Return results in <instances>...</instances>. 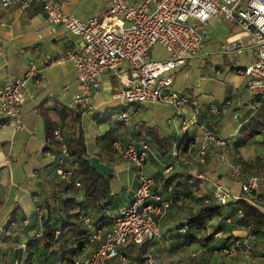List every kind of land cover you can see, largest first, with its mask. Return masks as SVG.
I'll return each instance as SVG.
<instances>
[{
	"label": "crops",
	"instance_id": "crops-1",
	"mask_svg": "<svg viewBox=\"0 0 264 264\" xmlns=\"http://www.w3.org/2000/svg\"><path fill=\"white\" fill-rule=\"evenodd\" d=\"M52 1L62 3V0ZM128 1L137 4L140 0ZM63 10L79 19L101 20L107 10V1L68 0L63 4ZM222 21L212 20L207 24L209 40L175 75L177 83L175 87L173 85V89L187 97L183 114L186 117H195L197 124L186 134L190 140L188 149L184 151L183 146L177 147L179 155L174 160L171 152L179 128L178 123L175 125V112L171 107L148 104L154 107L150 122L143 119L140 123L132 120L127 124L118 122L117 116L125 107L112 102L111 94L119 89V82L115 76L105 73L100 77V89L94 96L92 111L79 112L73 109L72 99L80 88L72 64L64 62L46 66V63L48 59L67 50L76 49L79 38L71 35L61 25H49L38 3L32 4L25 11L20 10L17 4L6 9L0 6V43L3 46L0 54V88L10 80L22 77L30 62L39 68L46 67L43 69L42 79L36 84L29 83L24 90L22 130L14 131L9 126L0 127V246H3L2 249L9 248L6 251L1 250L5 258L12 253L11 250H15L16 245L23 247L16 255H27L26 245L30 242L37 243L41 238L37 235L42 233V214L37 202L43 203L48 197H52L53 201L55 196L64 198L63 190H71L68 196L76 200V210H82V214H87L96 221L103 219L102 224L110 225L119 210L129 204L138 185L137 169L131 162L123 159L121 154L128 142L135 141L137 144L146 143L154 155V158L145 161L142 169L144 175L153 180V193L164 199L178 198L183 203V207L172 208L159 220L160 235L151 246L156 264H249L242 253L233 258L234 260L231 259L232 261L226 260L214 249L218 245L215 241L210 244L197 243L181 249L178 246L182 226L199 209L201 199L211 190L209 184L195 179L198 175L207 176L211 181L221 180L232 195L247 201L264 214V193L257 192L254 199L246 198L240 191L241 180L238 183L231 178V167H240V163L246 162L243 153H251L255 163H259L262 157L251 152L250 142L239 149L234 147L241 127L252 116L250 106L253 100L246 90V78L240 71L252 62L253 57L224 52L225 44L243 40L244 35L239 28L225 26ZM242 56L247 60L244 65L240 62ZM199 69H206L205 72L209 69L205 78V74L198 72ZM192 71L198 76L197 83L190 85L187 76ZM220 84H223L222 93ZM220 94L223 100L218 103L216 98ZM222 103L226 106H222ZM42 104L49 112L54 131L57 130L64 141L70 138L71 115L79 113L80 127L89 157L98 158L100 163L112 169L109 206L101 215H94L89 203L81 205L84 202L83 196L75 194L80 193L81 187L76 188L72 182L66 184L57 175L60 144L54 136L46 138L44 123L38 112ZM143 105L141 110L146 114L147 108ZM166 107L171 111L165 110ZM61 108L66 113L61 114ZM213 108L220 111L216 117L211 114ZM147 129L158 131L160 139L170 142L172 148L167 153H163L164 150L159 151L157 144L150 141ZM205 131L226 138V144L222 149L214 146L200 164L196 162V152ZM221 152L225 154V160L219 159ZM170 164L172 165L167 171ZM187 177L200 182L197 191L193 188L186 193L175 188L184 183ZM262 181L264 180L261 179V183ZM234 209L225 207L221 217L212 219L206 232L200 233V236L204 238L206 233L210 234L222 226L224 234L243 237L245 226L228 224L224 220L230 218ZM7 226L9 228L5 232ZM256 248H264L260 238ZM43 253L37 246L32 264H36ZM142 256L140 248H137L126 253L123 261L111 260L107 264H136L138 260H143Z\"/></svg>",
	"mask_w": 264,
	"mask_h": 264
},
{
	"label": "built area",
	"instance_id": "built-area-1",
	"mask_svg": "<svg viewBox=\"0 0 264 264\" xmlns=\"http://www.w3.org/2000/svg\"><path fill=\"white\" fill-rule=\"evenodd\" d=\"M107 10L101 20L79 19L63 10L62 3L52 0H0L1 8L17 4L25 11L32 4L41 6L49 25H61L71 35L79 38L76 49L67 50L47 60L46 66L69 62L76 73L80 91L73 97L71 107L79 112H91L95 94L100 89V77L107 73L115 76L119 89L111 94V101L121 104L125 110L118 114L117 121L129 123L141 111V105H165L171 107L179 120L177 140L197 124L195 117H186L183 109L187 97L173 90L176 73L184 63L193 59L209 40L206 29L212 21L223 20L237 27L243 40L232 41L223 46L226 53L248 54L253 57L240 74L246 78L251 108L259 110L264 104V0H140L132 4L128 0H106ZM159 45L167 54L165 60H152L149 52ZM3 46L0 43V54ZM43 68L33 62L27 66L22 77L14 78L0 88V127L9 126L14 131L23 128L22 103L24 90L29 83H38ZM220 113L213 108L212 116ZM60 144V159L57 175L66 183L78 188L80 182L72 180L70 170L61 165L68 158L65 141L54 131ZM264 144V131L262 135ZM226 138L205 131L196 152V162L203 163L207 153L215 146L224 148ZM177 141L171 155L177 157ZM123 159L137 169L138 185L129 204L119 210L107 228L97 229L89 218H83L88 230L85 248L75 255L71 264H107L111 260L123 261L126 253L142 249L144 264H156L151 245L160 235L159 220L172 208H181V200L164 199L153 193V180L144 175L145 161L154 158L146 143L130 141L121 152ZM220 160H225L223 152ZM173 164V163H172ZM168 165L166 170L170 169ZM233 177L240 179V191L244 195L256 194L259 178H244L239 166L231 167ZM196 180L209 184L211 189L203 205L225 206L240 197L234 196L221 180H210L207 176H196ZM38 237L41 236L39 233ZM253 235L246 228L241 240L233 247L222 251V256L236 257L239 253L248 259L252 254L250 241ZM16 249L23 247L16 245ZM258 261L264 263V255ZM18 264V262H15ZM207 264H218L209 262Z\"/></svg>",
	"mask_w": 264,
	"mask_h": 264
},
{
	"label": "trees",
	"instance_id": "trees-1",
	"mask_svg": "<svg viewBox=\"0 0 264 264\" xmlns=\"http://www.w3.org/2000/svg\"><path fill=\"white\" fill-rule=\"evenodd\" d=\"M262 109H264V104L260 110ZM60 111L61 114L66 113L64 108H61ZM38 112L44 123L46 138L50 139L54 136L55 129L54 124L49 118V112L44 109L43 104L38 108ZM258 114L259 112H257V115ZM71 116V134L70 138L65 141L68 158L61 166L71 171L72 180L76 178L79 180L81 187L79 192L84 198V202L81 203V205L89 203L92 207L93 214L98 216L104 213L109 206V182L111 177L105 176L101 178L90 168V157L87 153L83 131L80 127L79 113H73ZM263 131L264 125L260 122H255L254 118L251 117L241 127L237 142L234 144L235 149L247 145L254 137L262 134ZM146 133L150 137V141L157 144V149L159 151L164 150L163 153H167L172 148L170 142L160 139V134L155 129H147ZM186 134L187 132L180 140H177L176 136L174 138V144L177 141V147L183 146L184 151H186L190 145V140L187 139ZM162 143L164 145H162ZM199 184V181L187 177L184 183L178 184L175 188L189 193L193 188L197 191L199 189ZM69 191L71 190H63L65 196L62 198L63 208L60 211V218L57 216L58 210L56 206L49 204L47 198L43 200V208H39L40 213H44V216L41 218V238L37 240V243L30 242L26 245L25 250L27 255L21 264H32L34 262L37 246L43 250L44 253H56L55 256L59 264H71L73 257L80 253L86 246L88 230L82 221L84 217L89 218L92 225L97 229L110 226L102 224L103 219L96 221L95 218L92 219L87 214H82V210H76V200L68 196ZM206 196L207 194L201 199L199 209L196 210L186 220L185 225L182 226L181 234L178 236L179 248L181 249L197 243L210 244L213 241L217 242L218 245L215 246L216 248L214 247V249L219 253L233 247L241 240V237L224 234L222 232V226L218 227L217 230L210 234L206 233L204 235L206 237L204 238L200 236V233L206 232L208 224L212 219L221 217L222 210L225 207H233L235 208L234 211L230 213V218H224L225 222H228V224L237 223L245 226V228H250V234L253 235V240L249 242L252 248V254L248 258L249 264H264L258 261V259L264 255V248L261 250L256 248V244H258L259 238L262 236L261 234H264V214L243 199L228 203L225 206L215 204L203 205L204 199L207 198ZM171 198L173 200H178V198ZM8 228L7 226L5 232L8 231ZM14 249V251H19L15 247ZM214 249L211 250L214 251ZM140 251L142 252L141 248ZM16 262L18 261L16 260ZM136 264H143V260H138Z\"/></svg>",
	"mask_w": 264,
	"mask_h": 264
},
{
	"label": "rangeland",
	"instance_id": "rangeland-1",
	"mask_svg": "<svg viewBox=\"0 0 264 264\" xmlns=\"http://www.w3.org/2000/svg\"><path fill=\"white\" fill-rule=\"evenodd\" d=\"M222 22L224 23L223 25L228 26V27L230 26L225 21H222ZM149 54H150L152 60H157V61L165 60L166 57H167L166 52L159 45H155L154 47H152L150 52H149ZM246 61H247L246 57L242 56L241 60H240L241 64H243V65L246 64ZM190 65H192V64H190ZM205 70L204 69H199L198 70V72H200V74H205L203 76V78L206 77V75H207L206 73L209 71V69L206 72H205ZM196 76H198V74H196L195 72L192 71L187 76L188 77L187 82L190 85L196 84L197 83V81H196L197 77ZM174 82H175V79H174ZM174 82H173V85L175 87L177 82H175V83ZM220 86H221L220 93H222L223 92V88H222L223 84H220ZM205 97L207 98L208 96H205ZM222 100H223V96H222V94H220L219 98H216V101L219 103ZM159 106H164V105L159 104ZM222 106H226V104H223ZM143 107L147 108V112L145 114L141 110L137 115H135L133 117V120H132L135 123H140L142 121V119H143V121H148V122H150V120H152V114H153L154 107L150 106L148 104H144ZM160 108H163V107H160ZM250 109L252 110V116L251 117L254 118V121L255 122L256 121L260 122V123H262L264 125V109H262V110L259 109L257 111H255L252 108H250ZM165 110L171 111L169 108H167ZM257 112H259L258 115H257ZM177 123H178V127H179V120L176 118L175 125H177ZM262 135H263V133L258 135V136H256V137H254L250 141V147H252V151L251 152L253 154H255V155H258V156L261 155L260 157H262L260 159L259 163L258 162L255 163L254 162V158H253L254 156L252 157L251 153L245 152V154L243 153V156H244V159L246 160V162H243V164L242 163L239 164L244 178H247V176L248 177H252V176L257 177L258 176L260 178L258 193H260V192L264 193V186H263L264 185V181H262V183H261V179L264 180V145L262 144ZM250 147H248V148H250ZM176 154H177V156L179 155L178 151L176 152ZM187 156L189 157V155H187ZM208 159H209V157H207V160ZM243 160L241 159V161H243ZM231 178H233L235 181L239 180L238 178H235L233 176H231ZM238 183H239V181H238ZM75 194L80 195L81 193H75ZM254 196H255V194H251L250 196L246 195L244 197L249 198V199H254L253 198ZM262 196L264 197V195H262ZM54 199H55V201H53L52 197L51 198H49V197L47 198V200H49L48 201L49 204H51L52 206L53 205L56 206V208L58 210V215L57 216H59V218H60V215H61L60 211L63 208V201H62V198L59 197V196H55ZM37 206H38V208H43L42 201L37 202ZM41 214H42V216H44V213H41ZM261 235L262 236L260 237V240H261V243L263 244L264 243V234L262 233ZM1 247H3V246L1 245L0 248ZM1 250L6 251V250H9V248L7 247V248H4V249H2V248L0 249V264H15L16 260L19 262L18 264H21L24 261V259L26 258L25 254H23L21 256H18L19 254L16 255L17 251H13V250H11L12 253L8 254V256L5 258L4 257L5 255H4V253H2ZM224 258L226 260L232 261L231 259H233L235 257H229V256L225 257L224 256ZM250 262H252V261H250ZM207 263L208 262L203 263V264H207ZM36 264H59V262L57 261V258H56L55 254L53 252V253H43V255L38 258Z\"/></svg>",
	"mask_w": 264,
	"mask_h": 264
},
{
	"label": "water",
	"instance_id": "water-1",
	"mask_svg": "<svg viewBox=\"0 0 264 264\" xmlns=\"http://www.w3.org/2000/svg\"><path fill=\"white\" fill-rule=\"evenodd\" d=\"M90 168L96 172V174L103 178L105 176L111 177L113 175L112 169L99 162L98 158L92 157L89 161Z\"/></svg>",
	"mask_w": 264,
	"mask_h": 264
}]
</instances>
